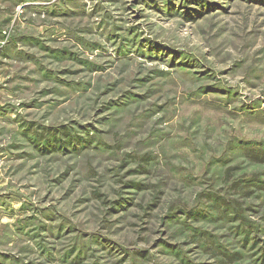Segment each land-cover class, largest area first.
<instances>
[{
	"label": "rangeland",
	"instance_id": "obj_1",
	"mask_svg": "<svg viewBox=\"0 0 264 264\" xmlns=\"http://www.w3.org/2000/svg\"><path fill=\"white\" fill-rule=\"evenodd\" d=\"M0 264H264V0H0Z\"/></svg>",
	"mask_w": 264,
	"mask_h": 264
}]
</instances>
